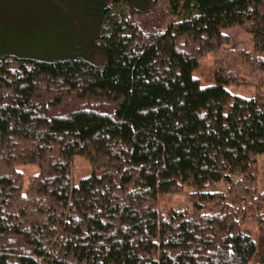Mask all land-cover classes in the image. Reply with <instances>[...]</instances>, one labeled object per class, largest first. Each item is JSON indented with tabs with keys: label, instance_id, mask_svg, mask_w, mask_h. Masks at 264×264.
<instances>
[{
	"label": "trees",
	"instance_id": "1",
	"mask_svg": "<svg viewBox=\"0 0 264 264\" xmlns=\"http://www.w3.org/2000/svg\"><path fill=\"white\" fill-rule=\"evenodd\" d=\"M85 12L87 31L18 42L42 54L0 42V264H264V0ZM238 26L254 48L225 56ZM246 77L255 94L230 90ZM77 157L91 165L78 182Z\"/></svg>",
	"mask_w": 264,
	"mask_h": 264
},
{
	"label": "rangeland",
	"instance_id": "2",
	"mask_svg": "<svg viewBox=\"0 0 264 264\" xmlns=\"http://www.w3.org/2000/svg\"><path fill=\"white\" fill-rule=\"evenodd\" d=\"M89 4L90 0H0V42L4 44L3 47L6 50L24 53L29 56L42 54L43 51L38 52L37 50L40 45H36L34 49L29 48L26 50L23 47L24 43L19 44L18 42L26 39V37H28L27 33L31 31L33 41L35 39H40L50 46L56 38L59 40V38H63L61 36H64L68 39L69 35L71 37L75 35L73 33L77 29L73 26L74 24L70 25L74 23L75 20L79 21V23L75 24L80 26V31H82V29L87 31L88 28L84 23L87 21L85 11L89 7ZM1 6L6 10H1ZM7 27H11L8 31L14 30L16 34L10 36ZM224 34L228 35L230 38L229 44L220 50L225 56L227 53L234 51V53L239 51H247L250 53V50L254 48L252 34L247 33V31L240 26L226 29ZM35 42L40 43L38 40ZM59 44L60 41H57V47H50V50L52 52L56 51L61 47V44ZM52 46L55 45L53 44ZM221 56L220 52H216L206 54L205 57L201 59L196 73L203 82L211 83L213 81L212 78L217 69V58ZM240 61L241 59H239V61L234 59V61H232V66L235 68V64L237 62L240 63ZM252 64L251 62V65H246L248 70L246 72L254 70ZM258 81L259 80L254 82L250 78H247L246 81H243L240 85H231L229 88L234 93L240 95H252L257 92L256 83H258ZM75 164L77 166L74 170V177L76 182H78L90 172L91 165L86 162V159L81 157L76 158ZM258 169L259 190L264 191V154L259 158ZM185 194L187 193L180 194V196L177 195V197H171L167 200V203L177 207L180 201L186 199ZM170 202L172 204H170ZM180 205L183 206V204ZM244 229L249 230L252 235L258 233V225L253 222H247Z\"/></svg>",
	"mask_w": 264,
	"mask_h": 264
}]
</instances>
